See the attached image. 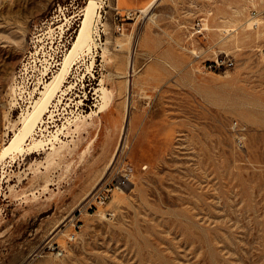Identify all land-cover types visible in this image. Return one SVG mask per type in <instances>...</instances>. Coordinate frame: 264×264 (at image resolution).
Returning <instances> with one entry per match:
<instances>
[{"label": "rangeland", "instance_id": "rangeland-1", "mask_svg": "<svg viewBox=\"0 0 264 264\" xmlns=\"http://www.w3.org/2000/svg\"><path fill=\"white\" fill-rule=\"evenodd\" d=\"M97 1L12 153L90 0H0V264H264V0H158L121 32Z\"/></svg>", "mask_w": 264, "mask_h": 264}, {"label": "bare ground", "instance_id": "bare-ground-1", "mask_svg": "<svg viewBox=\"0 0 264 264\" xmlns=\"http://www.w3.org/2000/svg\"><path fill=\"white\" fill-rule=\"evenodd\" d=\"M156 2L157 0H151L147 5L141 8L139 12H141L142 14L149 13L150 9ZM97 3V0H90L89 4L86 6L83 13L84 19L82 21V26L79 30V33L77 34L76 39L73 40L71 48L68 49L62 61L59 62V59H57V57H54L53 61H48L47 65L45 66L42 72L43 76L35 88V92L39 94V98L36 99L32 104V110H27L26 113L21 115L19 127L17 128L18 130L15 132V135L11 140L10 145L5 148L6 152L10 151L14 153L18 151L24 152L26 150V140L30 137H33L34 132L44 122L45 115L50 112L51 105L57 99L59 93L64 94V87L67 83V79L79 58L86 51L91 53V32L94 26L93 23L94 21H96V18L99 17L97 11ZM116 7L117 9L122 8L120 0H117ZM103 98H106V95H103L102 99ZM100 111L103 110L101 109ZM58 133L59 131L57 132L54 138L57 139ZM44 144L45 143H43L42 140L36 141L33 144H30L27 150L31 151L30 153L36 152Z\"/></svg>", "mask_w": 264, "mask_h": 264}, {"label": "built area", "instance_id": "built-area-1", "mask_svg": "<svg viewBox=\"0 0 264 264\" xmlns=\"http://www.w3.org/2000/svg\"><path fill=\"white\" fill-rule=\"evenodd\" d=\"M108 0H103V4H102V8L106 6H109V4L107 3ZM105 9V8H104ZM114 11H115V19H116V27H117V30L119 32L123 31L124 30V21L126 20H132L133 17L137 14L135 12H132V11H128L126 13H121L116 7H114ZM101 13V12H100ZM139 14H141V12H139ZM203 31V28L201 27V29L199 30V33H201ZM196 58H199L198 56ZM232 65V64H230ZM236 126V125H235Z\"/></svg>", "mask_w": 264, "mask_h": 264}, {"label": "crops", "instance_id": "crops-1", "mask_svg": "<svg viewBox=\"0 0 264 264\" xmlns=\"http://www.w3.org/2000/svg\"><path fill=\"white\" fill-rule=\"evenodd\" d=\"M132 1L133 0H123L122 8L121 9H124V13H126L128 11H132V12H135V13H139V11L141 10V8H143L145 5H147L151 0H137L134 3H132ZM114 6L116 7V1H115V5Z\"/></svg>", "mask_w": 264, "mask_h": 264}]
</instances>
